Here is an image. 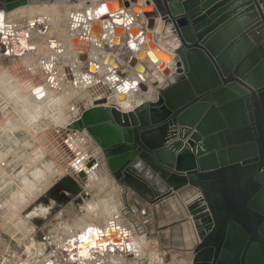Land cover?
<instances>
[{
    "label": "water",
    "instance_id": "water-1",
    "mask_svg": "<svg viewBox=\"0 0 264 264\" xmlns=\"http://www.w3.org/2000/svg\"><path fill=\"white\" fill-rule=\"evenodd\" d=\"M74 1L0 0V10ZM103 6L115 11L103 27L104 49L122 36L139 40L126 64L138 79L130 89L143 100L121 111L103 96L78 111L72 128L98 148L78 177L102 161L118 185L150 204L174 192L197 237L191 264H264V0ZM119 7L133 14V25L114 20ZM158 17L174 35L170 55L152 41ZM114 73L108 93L125 101L118 84L127 76Z\"/></svg>",
    "mask_w": 264,
    "mask_h": 264
},
{
    "label": "built area",
    "instance_id": "built-area-1",
    "mask_svg": "<svg viewBox=\"0 0 264 264\" xmlns=\"http://www.w3.org/2000/svg\"><path fill=\"white\" fill-rule=\"evenodd\" d=\"M16 26L0 23V56L18 55L21 29L13 30L12 27ZM39 64L44 66L42 76L23 78L11 75L21 83L29 99L27 104L12 105L0 92V195L18 189L24 183L38 189L45 178L51 181L44 189L49 190L66 176L80 190L57 207L47 203L44 217H41V208L34 207L32 215V211H26L36 197L20 211L23 222L17 217L4 215L0 205V264H173L172 255L167 259L165 249L129 244L127 233L144 236L145 233L137 222L129 219L132 215L128 211L120 210L116 205L112 206L115 210L111 218L98 230L99 238L105 242L92 245L85 255L81 254L80 233L85 227L87 230L88 222L77 219L73 225V219L66 214L69 203L91 196V192L81 186L82 179L77 175L83 169L81 162L86 159V154L75 155L71 141L75 130L72 123L81 109H75L70 102L69 91L74 87V75L68 70L57 73L51 61L48 64L40 59ZM48 159L53 161H49L51 167L44 170L42 177L39 172ZM92 194L98 197L101 193ZM138 213L141 217L147 216L144 208ZM39 218L42 221H34ZM121 220L125 226L117 224ZM110 228L118 230L121 241L113 240Z\"/></svg>",
    "mask_w": 264,
    "mask_h": 264
},
{
    "label": "bare ground",
    "instance_id": "bare-ground-1",
    "mask_svg": "<svg viewBox=\"0 0 264 264\" xmlns=\"http://www.w3.org/2000/svg\"><path fill=\"white\" fill-rule=\"evenodd\" d=\"M104 1L105 0H76V1L69 3V4L63 3V6L59 3H49V4H40L37 6H33V5H29L28 7L22 6V7H18L14 10L9 11L10 15H12L14 18H17V19L22 18L21 16H23L20 14V12L30 13V14L36 12V14H37L36 16L43 15L44 13L47 14L43 17L45 20H47L46 22H44V20H42V19L37 20V22L35 19L25 20L27 22V24H29L30 22H32L31 24H34V25L28 27V28H31L29 30L33 33V37H31V39L27 41L26 35L24 33H22L20 36L22 39L21 40L22 45L23 46L34 45L33 41H41L42 42V43L38 42V44L36 46L34 45L35 49L32 51V53L34 51L38 50V48L40 47L41 44L43 46H46L49 51L51 49H54L55 48V40H54L53 27L56 25L55 21H56L57 17L61 18V17H63V15L65 17L66 16L68 17L67 20L71 21V22H70V25H68L69 30H67V34H65L68 41L70 42V44H68L67 46L73 47V49H71L72 50L71 54L75 53L74 56L77 57V55H78L79 59H81L82 53H84V58L86 57V59L88 58V60H89V62L87 61V63H86L87 70L91 73H94V74L96 73V76L90 77L89 82L86 84V82L84 80L88 78L87 75L83 74L82 71H78L79 68H76V64H74V68L71 69L73 72V75H74V84L76 83L77 86H79L81 89H84V90L86 89V92L88 94L87 96H88V100H89L88 101L89 105L91 104V102L95 98H99V97H103V96H105V97L107 96V98L112 97L111 95H109L108 91L112 86L116 85V82L112 81L116 77L114 75L115 74L114 68H119L121 71H123L121 63L122 62L126 63L127 55L130 52H132L135 48L140 47V45H138L139 40H132L128 37L125 38L124 36H123L124 38L122 37L123 39L119 38L117 40V42L115 43V46L112 48L104 49L103 46H101L102 43H104V40L102 38V34L109 31V26H108V28L103 29L104 25L109 24V21H110V18L107 17V14L110 12H115V11L111 10L110 12L108 11V13H106L107 9L105 6H103V8H101V10L99 11L98 8L100 7V4L103 3ZM141 2H142V0H141ZM59 5H61L62 7H60ZM119 9H121L122 14L120 16H118L117 18H114V20L117 22L127 23L128 25H133L134 24L133 14H131V12H129L128 10H125L122 7H119ZM30 14L28 16H30ZM45 17H47V18H45ZM65 17H63V19ZM3 18H5V12H2L0 10V23H1ZM86 26L88 28L87 32L90 31V27H91L92 31H90V34L85 32V30L87 29V28L85 29ZM40 27L42 29L39 32H37V29ZM57 27H58V25H57ZM155 27H156L154 29L155 34H154L153 38H154L155 42H157L158 44L156 45L153 41L154 45L156 47H158L161 51L170 55L172 52V48L176 45V42L174 40V35L172 34L169 27L165 26L161 20L159 22L155 21ZM93 30L97 32V33H94V35H93ZM40 37H43V38L47 37V38L43 41L42 39L40 40ZM59 37H60V35H59ZM60 39H61V37H60ZM143 42H146V41L143 40ZM64 46L67 48V46L65 44H64ZM58 48H62L61 43L58 44ZM85 49L90 53L91 56H88L89 53L85 52ZM119 52H121V54H119ZM87 53H88V55H87ZM28 54H29V52H26L23 56L26 57ZM48 55H49V52H48ZM48 55H47V58H48ZM106 55H108V56L106 57V59L104 61V57ZM22 58L23 57H21V59ZM9 59L13 60V58H9ZM9 59L4 58L2 60H3V62H7V61L10 62L11 60H9ZM2 60H1V64H2ZM49 60L50 59H48V61ZM96 60H100L101 64L100 65L97 64ZM121 60H123V61L121 62ZM11 63H12V61H11ZM165 64H166V62H165ZM6 65H2V66L6 67ZM148 67H151V65L148 64ZM3 69L8 70L7 67L3 68ZM102 69H103V71L104 70L105 71L110 70V72H108L109 75L107 74L106 76L105 75L103 76V74H102V76L99 77L98 74L102 73ZM154 69H155V65H152L153 73H151V77L152 78H155V77L158 78L159 75H158V73H156L154 71ZM123 72L125 73V75H128V74H126L125 71H123ZM148 75H150V74H148ZM128 77L129 76H127L126 79H123L122 82H120L118 84L120 91L123 93L126 92L125 95L127 96V100L120 101L119 105H117L118 107H120L121 109H124V110L131 109L135 104H137L143 100V97L138 94V90H136V92H137L136 93V92H133V89H130V85L137 84L138 79L135 77H133V79L128 78ZM5 80L6 79L1 80V84L3 86L1 85L0 87L3 89V92L6 95V97L8 98L10 104H12V105L14 104L15 106L27 104L29 102V99H28V96L26 95V93L21 91V83H19L15 78L12 79V81H15L16 83H18L19 89L11 92L10 88L6 86L7 82L11 81V80L8 79L6 83H5ZM98 82H100V83H98ZM1 93H2V91H1ZM109 98L107 99L108 103H112L111 100H109ZM75 131H76V133L83 132V131H80L77 129H75ZM87 137H89V136L87 135ZM91 145L92 144L88 143L85 140L84 143L75 151L77 153L75 155L80 156L84 150L89 149L88 147L93 148V145L92 146ZM46 169H48V168L44 165V169L39 172V174L42 177H43V172ZM96 170H99V167L92 169V171H90L88 173L89 176L91 177V174H93L92 172H94ZM50 182H51L50 179L45 178L44 180H42L39 183L40 188H38V189H36V187L35 188L32 187V185L30 183L29 184L24 183L28 186L27 190L24 193H19L18 191H16V193L11 197L12 199L10 198L11 200H9L8 207L10 208V211L13 212V214L14 213L20 214V211L24 207H26L31 201H33L43 191V189H45V187ZM113 210H115L114 207H112L110 205L108 208L107 215L105 217H103L102 219H100L98 224L95 222H89L86 225L87 230H85L86 229V227H85L83 229V231H81V233H80L81 236H87V240H83L80 243V245L82 247L80 250L81 254L85 255V252L88 250V248L90 246L105 242L104 239L99 238V231L98 230H99L101 224H103L104 222H107L108 219L111 218ZM10 211H9V213H10ZM33 212H35V210H33L30 215H32ZM96 213H97V211H96ZM97 214L99 215V212ZM80 220H84V219H80ZM117 224H119L120 227L125 226L124 221H122V220L119 221ZM90 229L92 230L91 232L89 231ZM109 233L113 237L114 241L119 242L122 240L121 237H119V235H118L119 232L117 229L110 228ZM85 234H87V235H85ZM126 235L128 236L127 240L129 242V244H131L133 247H140V248L141 247H143V248L149 247V242L143 235H138V234L136 235L133 232H129ZM174 257L172 259L173 264H185V263H183V261H181L182 259H178V258H174ZM188 259L190 260V258H188ZM186 264H190V263L188 262Z\"/></svg>",
    "mask_w": 264,
    "mask_h": 264
},
{
    "label": "crops",
    "instance_id": "crops-1",
    "mask_svg": "<svg viewBox=\"0 0 264 264\" xmlns=\"http://www.w3.org/2000/svg\"><path fill=\"white\" fill-rule=\"evenodd\" d=\"M21 13L22 12H20V14ZM22 14H24L23 16H21L22 18L17 19V18H14L12 15H10L9 12H6L5 18L2 19L1 23H2V25L3 24L6 25L7 23H9V24L11 23V24H15V26L17 24V26L12 27V29L13 30L14 29H21V31L19 32V34H20L19 36H21V34L24 33L26 35V40L28 41L31 39V37H33V33L29 30L31 28H28V27H30L34 24H31L32 22L27 24V22L25 20L35 19L37 22V20L42 19V20H44V22H46L47 20H45L43 17L47 14L44 13L43 15H38V16H36L37 15L36 12L32 13V14L23 12ZM29 14H30V16H28ZM63 17H65V16L63 15ZM63 17H61L62 18L61 20H58L59 18L57 17V19L55 21L56 25L54 26L56 28L58 25V27H57L58 29L56 28V30H62L63 31L64 29H68V25H70L71 21L67 20L68 19L67 16L64 19H63ZM45 18H47V17H45ZM155 21L159 22L160 18L159 17L156 18ZM86 28H87V26L85 27V29ZM41 29H42L41 27L38 28L37 32H39ZM87 31H88V28L85 30V32H87ZM151 33H152V41H154V43L157 45L158 43L155 42V40L153 38L154 34H155L154 30H152ZM64 36H63V38L60 39L57 34L54 35V40H55V48L54 49H51L49 51L46 46H43L41 44L40 47L38 48V50L34 51L33 53H32V51L35 49L34 47L38 44V42H41V41H33L35 46L34 45L23 46L22 41H21L22 39L20 37V42L18 43V48H19L18 49L19 50L18 55L14 56L11 53L8 56H4V55L2 56L1 55L0 56V65H2L1 64L2 59L13 58L14 61L11 59H9V60H11L12 63L13 62L18 63V71L10 73V70L8 69V73H7L8 76H11L15 73L17 75L22 76L23 78H29L32 76L36 77L37 75L42 76V73H43L42 69L44 67L43 66L44 63H43V65H40L39 64L40 59H43L45 62H47L48 59H50L49 61L53 62L52 67H53V69H55L57 71V73L64 72L65 70L72 71L71 69H73L74 64H76V68H79L78 71H82L83 74L87 75L88 78L84 80L87 84L89 82L90 77L96 76V73L94 74V73H91L87 70L86 63H87V61L89 62V60H88V58L86 59V57L84 58V53H82L81 59H79L78 55H77V57L74 56L75 53L71 54V52H72L71 49H73V47L67 46L68 44H70V42L68 41L67 37L66 36L64 37ZM122 37H121V39H123L124 37L127 38L126 36H124L123 38ZM41 39L43 40V37H40V40ZM59 43H61L62 48H58ZM64 44L67 46V48L64 46ZM26 52H29V54L26 57H24L23 55ZM48 52H49V55H48ZM85 52H88V51L85 49ZM88 53H87V55H88ZM47 55H48V58H47ZM88 56H91L90 53ZM21 57H23V58L21 59ZM100 60H96L97 64H99V65L101 64ZM11 61L8 63H11ZM49 61H48V64H49ZM122 61L123 60H121V62ZM121 66L123 68L122 70L125 71L126 74H128V75H126V76H129L128 78L133 79V77H135L136 73L134 72V70L132 68L128 67L125 62L124 63L122 62ZM108 72H110V70H106V71L104 70L103 71V69H102V73L98 74V76L101 77L102 74H103V76L104 75L106 76L107 74L109 75ZM72 74H73V72H72ZM83 91L86 92V89L80 91V90H76V88H74V87L71 88V90L69 91V94L71 95L70 102L72 103L71 105L75 106V109H76V107L83 108V106L84 107L88 106L86 104L87 99H88V96H87L88 94H87V92H86V94H83ZM112 97H114V96H112ZM112 97L109 98V100H111V102H114L116 105H119L120 101H117L116 99H114ZM121 111H127V110L121 109ZM84 139L87 140L88 143L93 144L92 140L89 137L86 136ZM85 151L86 150H84L83 153ZM88 153H90V151ZM94 156H96V155L91 154L90 158L94 157ZM85 160H87V159H85ZM100 164H101V167H99V170L92 172L95 175L94 177L89 176L88 173L90 171H92V169H90L88 171V173L86 174V176L81 180V183H82L81 186L84 189L89 190L91 192V196H87V197L83 198V201L73 202L72 204L69 203V205H67V207H66L67 208L66 214L69 217H71V219H73V221H74L72 223L73 225H76L77 219H84L81 221L88 222V223L89 222H95L98 224L99 220L107 215L109 206L110 205L111 206L116 205L118 208H120V210H123V211L125 210V212L128 211V213L132 215V216H129V219L131 221L137 222L141 226L140 230L145 231V235L150 233L149 238L151 239V241L153 243H155L158 248H162V249H164V246L160 242L159 230L158 231L155 230V229H159V227H161V226L166 225L165 223H162V221L167 220L166 223L170 224V223L174 222L175 220L177 221L179 219L178 214H181L183 216V219H185V221L187 223L186 225L188 227V218L189 217L186 215V212L184 210L183 205L181 204V202L179 201V199L177 198V196L174 192H171L167 197L163 198L162 200L158 201L157 203L150 204L147 201H144L139 196H137V194H135L130 189H128L126 187L122 188L121 185H118L113 180V178L109 175L107 170L105 169L104 163L101 161ZM79 190H80V188L78 187V191ZM94 192H98L101 194L98 197H94L93 196L94 194H92ZM64 195H65V199L63 198V199H56L55 200L53 198H47V202L45 201V203H44V200H43V201H41V203H38L39 208H41V217H44L47 213L44 209L46 203H48L50 206L57 207L59 205H62L64 202H67L71 197V195L67 192H64ZM168 202H170L171 204L173 203V205H175V206L169 207V210L161 209L163 204L168 203ZM142 208H144L146 210V213H147L146 217L139 216V213H138L139 209H142ZM96 211H97V213L99 212L100 216L96 213ZM93 215H95V216H93ZM93 217L95 219H93ZM34 221L40 222V221H42V218L35 219ZM195 244L196 243L194 242L193 246L189 249H193ZM186 248H187V246H186ZM166 251L170 252L171 249L166 250Z\"/></svg>",
    "mask_w": 264,
    "mask_h": 264
},
{
    "label": "rangeland",
    "instance_id": "rangeland-1",
    "mask_svg": "<svg viewBox=\"0 0 264 264\" xmlns=\"http://www.w3.org/2000/svg\"><path fill=\"white\" fill-rule=\"evenodd\" d=\"M38 5H40V4H38ZM61 5L63 6V3H61ZM61 5H59V6L62 7ZM33 6H37V5H33ZM25 7H28V6H25ZM22 15H24V14H22ZM58 20H61V18H59ZM54 28H53L54 35L57 34L58 37L60 35L61 38L63 37V35L67 34V30H69V29H64L62 31V30H56V28L55 29ZM46 38L47 37H44L43 41ZM2 65H6L7 69L10 70V73L18 71V63H16V62L8 63V61L7 62H3V60H2ZM2 65H0V86L2 85L1 84V80L6 79L5 80V83H6L7 80L10 79L11 81H8L6 86L10 88L11 92H13L15 90H18L19 89L18 83H16L15 81H12L11 76H8V74H7L8 70L2 69V68H6L5 66H2ZM74 88H76V90H80V91L84 90V89H81L79 86H77L76 83L74 84ZM1 91H2L3 95H5L4 92H3V89L0 87V92ZM21 91H23L22 87H21ZM83 94H86V92L83 91ZM5 97H6V95H5ZM88 101L89 100L87 99V103H86L87 105H89ZM81 109H83V108H81ZM81 109H79V111ZM78 113H77V116H78ZM85 135H86L85 132L76 133V131L74 130V134L71 137V141H72V146L74 147L75 151L84 143V141H85L84 138L87 136V135L86 136ZM92 145H93V148L88 147L89 149H87L84 153H82V154H86L85 158L87 159V160H84L83 162H81V163H83V166H86V162L90 159V155L91 154L96 155V153L98 151L97 146H95L94 144H92ZM89 151H90V153H88ZM49 161H53V159H48L47 160V164L45 166L48 169L51 167V163H49ZM92 176L94 177L95 175L91 174V177ZM27 188H28V186L26 184H23L18 189L11 190L10 192H7L5 194L0 195V205H2L1 208L3 209L4 215L6 214L8 217L11 216V217H14V218L17 217V220L19 222L20 221L23 222V219H22V217H21V215L19 213H18L19 215L17 213L13 214V212L10 211V208L8 207V202H9V200L12 199L11 197L16 193V191H18L19 193H24L27 190ZM48 191L49 190H44L43 189V191L39 194L40 196L39 195L37 196V200H35V202L32 203L27 208L26 211L27 212L33 211L34 207L39 208L38 203H41V201H43L44 199L50 198V195L48 194ZM169 203L170 202L164 203L161 209L169 210V207H174L175 206V205H173L171 203L169 204ZM9 211H10V213H9ZM186 215L188 216L187 213H186ZM178 217H179V219L177 221L175 220L174 222H172L170 224L166 223L167 220L162 221V223H165L166 225L165 226H161V227H159V229H155V230L156 231L159 230L160 242L163 244L164 249L165 250L171 249V251L166 254V258L170 259V255H172V257L175 256L174 258L182 259L181 261H183V263L186 264L188 262L190 263V261H191L192 249H189V248H191L193 246L194 242L195 243L197 242V237H196L195 231L193 229V226H192L190 218H188V227H187V225H186L187 223H186L185 219H183V216L181 214H178ZM142 233H145V231H142ZM138 235H141V234L139 233ZM149 236H150V233H148V234H146L144 236L149 242V247L148 248H150L152 246H156V244L151 241ZM186 246H187V248H186ZM188 258H190V260Z\"/></svg>",
    "mask_w": 264,
    "mask_h": 264
},
{
    "label": "trees",
    "instance_id": "trees-1",
    "mask_svg": "<svg viewBox=\"0 0 264 264\" xmlns=\"http://www.w3.org/2000/svg\"><path fill=\"white\" fill-rule=\"evenodd\" d=\"M77 191L78 187L75 182L69 177H64L49 189L48 194L50 195V198L56 200L65 198L64 192H67L73 196L75 193H77ZM45 201L47 202V199H44V203Z\"/></svg>",
    "mask_w": 264,
    "mask_h": 264
},
{
    "label": "snow or ice",
    "instance_id": "snow-or-ice-1",
    "mask_svg": "<svg viewBox=\"0 0 264 264\" xmlns=\"http://www.w3.org/2000/svg\"><path fill=\"white\" fill-rule=\"evenodd\" d=\"M89 231L91 232L92 230L90 229ZM81 239L82 240H87V237L86 236H82Z\"/></svg>",
    "mask_w": 264,
    "mask_h": 264
}]
</instances>
